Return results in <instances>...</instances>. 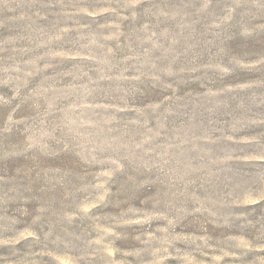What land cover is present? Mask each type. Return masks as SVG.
<instances>
[{
  "label": "rangeland",
  "instance_id": "1",
  "mask_svg": "<svg viewBox=\"0 0 264 264\" xmlns=\"http://www.w3.org/2000/svg\"><path fill=\"white\" fill-rule=\"evenodd\" d=\"M0 264H264V0H0Z\"/></svg>",
  "mask_w": 264,
  "mask_h": 264
}]
</instances>
